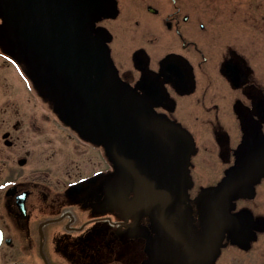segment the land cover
Returning <instances> with one entry per match:
<instances>
[{
  "label": "flooded vegetation",
  "instance_id": "flooded-vegetation-1",
  "mask_svg": "<svg viewBox=\"0 0 264 264\" xmlns=\"http://www.w3.org/2000/svg\"><path fill=\"white\" fill-rule=\"evenodd\" d=\"M27 1L0 0V264H264V0H101L86 22L116 99L176 144L165 204L24 37L48 15Z\"/></svg>",
  "mask_w": 264,
  "mask_h": 264
},
{
  "label": "water",
  "instance_id": "water-1",
  "mask_svg": "<svg viewBox=\"0 0 264 264\" xmlns=\"http://www.w3.org/2000/svg\"><path fill=\"white\" fill-rule=\"evenodd\" d=\"M101 4V0H28L26 5L32 12L48 15L42 25L24 37L83 96L113 153L140 188L160 194L156 199L163 204L176 202L185 180V168L173 165L176 144L163 132L135 120L116 99L100 60L82 45L86 22ZM80 59L82 66L78 69ZM192 250L187 249V255Z\"/></svg>",
  "mask_w": 264,
  "mask_h": 264
},
{
  "label": "bare ground",
  "instance_id": "bare-ground-1",
  "mask_svg": "<svg viewBox=\"0 0 264 264\" xmlns=\"http://www.w3.org/2000/svg\"><path fill=\"white\" fill-rule=\"evenodd\" d=\"M97 58L100 60V57H99V56H97ZM236 183H238L239 185H241V183H239V182H236ZM238 188H239V187H238ZM239 190H243V187L239 188ZM159 197H160V196H157L158 199H159Z\"/></svg>",
  "mask_w": 264,
  "mask_h": 264
}]
</instances>
